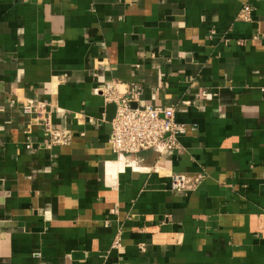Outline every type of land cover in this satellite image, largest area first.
I'll list each match as a JSON object with an SVG mask.
<instances>
[{"label":"crops","instance_id":"1","mask_svg":"<svg viewBox=\"0 0 264 264\" xmlns=\"http://www.w3.org/2000/svg\"><path fill=\"white\" fill-rule=\"evenodd\" d=\"M114 81L175 109L173 155L113 152ZM0 264H264V0H0Z\"/></svg>","mask_w":264,"mask_h":264},{"label":"built area","instance_id":"2","mask_svg":"<svg viewBox=\"0 0 264 264\" xmlns=\"http://www.w3.org/2000/svg\"><path fill=\"white\" fill-rule=\"evenodd\" d=\"M254 13L255 9L252 5L246 3L238 20L253 22ZM244 43V41L239 42L240 45ZM95 93L103 97L106 105L115 104L117 107L116 116L112 121L111 146L119 158L138 156L147 151L160 155H173L179 149V138L187 133V125L177 121L176 111L173 108L141 104L144 94L142 84H123L114 81L104 84ZM46 109V103L35 106L33 101L25 106L26 111H36L41 115ZM47 121L49 126L50 117ZM47 131L51 134V145L70 142L71 136L68 132H53L51 128ZM27 149H32V146L27 145ZM203 180L202 176L175 174L172 177L171 190L181 194L196 191Z\"/></svg>","mask_w":264,"mask_h":264},{"label":"water","instance_id":"3","mask_svg":"<svg viewBox=\"0 0 264 264\" xmlns=\"http://www.w3.org/2000/svg\"><path fill=\"white\" fill-rule=\"evenodd\" d=\"M136 106V105H134ZM116 111H117V107L115 104H110L108 106V111H107V114H108V117L110 120H113L116 116Z\"/></svg>","mask_w":264,"mask_h":264},{"label":"bare ground","instance_id":"4","mask_svg":"<svg viewBox=\"0 0 264 264\" xmlns=\"http://www.w3.org/2000/svg\"><path fill=\"white\" fill-rule=\"evenodd\" d=\"M128 160H129V159H126V158L124 159L125 162H127ZM131 162H133V161L131 160L130 163H131Z\"/></svg>","mask_w":264,"mask_h":264}]
</instances>
